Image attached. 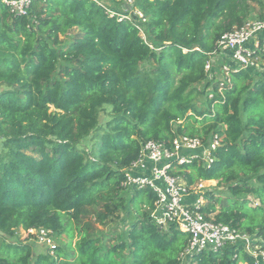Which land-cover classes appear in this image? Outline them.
Here are the masks:
<instances>
[{"label": "trees", "instance_id": "1", "mask_svg": "<svg viewBox=\"0 0 264 264\" xmlns=\"http://www.w3.org/2000/svg\"><path fill=\"white\" fill-rule=\"evenodd\" d=\"M109 3L129 19L90 0H34L26 15L0 2V264H183L188 236L173 225L159 228L150 214L157 196L148 186L134 190L129 203L138 216L118 243L85 229L74 247L54 246L50 255L8 238L39 227L72 238V223L87 207L99 206L103 218L116 215L125 204V171L142 145L171 150L177 135L204 143L220 136L211 163H172L168 173L188 187L225 186L223 198L206 193L209 204L199 211L264 239V76L227 69L211 80L205 70L221 36L243 25L250 3L264 10V0ZM203 93L200 106L195 96ZM105 107L111 118L101 130ZM188 264L253 260L227 245L194 254Z\"/></svg>", "mask_w": 264, "mask_h": 264}, {"label": "built area", "instance_id": "2", "mask_svg": "<svg viewBox=\"0 0 264 264\" xmlns=\"http://www.w3.org/2000/svg\"><path fill=\"white\" fill-rule=\"evenodd\" d=\"M34 0H0L11 13L26 15ZM105 8L106 12L120 18L126 14L118 13L107 7L109 0H90ZM130 2V1H128ZM108 8V9H107ZM135 17L143 20L140 12H133ZM226 55L236 70H248L252 73L264 71V16L256 21H245L239 28L223 34L217 43V53L209 60L205 70L209 76L213 72V62ZM229 69L225 67V71ZM211 96V95H210ZM220 143V136L212 134L207 142L197 137L177 135L172 141L171 150L162 144L149 141L142 145L141 155L137 162L125 171L121 183L123 190H136L149 187L156 193L157 199L150 211L155 223L162 230L173 225L188 236V243L182 258L188 264L190 258L200 252L218 251L227 245L238 246L253 260V264H264V239L246 235L229 226L216 223L199 211L203 205L182 179L171 176L168 170L172 163L183 165L193 159L201 160L204 165L212 162L211 154ZM150 163L145 172L143 162ZM196 197V198H195ZM29 236L54 248L52 232L46 228H34L26 231Z\"/></svg>", "mask_w": 264, "mask_h": 264}, {"label": "rangeland", "instance_id": "3", "mask_svg": "<svg viewBox=\"0 0 264 264\" xmlns=\"http://www.w3.org/2000/svg\"><path fill=\"white\" fill-rule=\"evenodd\" d=\"M104 3H109L108 1H104ZM130 5V2H127L126 6ZM110 6V3L107 4V7ZM113 6V5H112ZM251 6V12L249 15V18L246 21H256L257 19H260L264 16V10L260 8V5L257 3H250ZM123 7V6H122ZM262 14V15H261ZM139 21V19L137 20ZM78 33V30L71 31L66 37H60L63 38H70L73 35H76ZM230 64L231 66H229ZM229 66V69H232L234 67L232 62L227 61V56L220 55V59H215L213 62V72L211 73V76H209V79L212 80L214 77L215 80H221L224 78L225 73V67ZM264 76V71L257 75V77ZM204 87V84H199L198 89L202 90ZM208 92V91H207ZM207 93H203L202 95H196L195 96V103L202 106V102L205 100V95ZM206 107V105H204ZM204 109V108H203ZM111 118V114L109 113V108L105 107L103 110L99 113V124L101 126V130H107L106 128V122L109 121ZM99 134V132H97ZM96 133V134H97ZM95 134L88 139L86 144L84 145L85 149H87L88 145H93L95 143L94 141ZM4 141V137L0 134V153H2V142ZM193 190V193L197 196V199L200 200V202L203 204V206L209 204V199L206 198L205 194H213L215 197H221L223 198L226 195V188L223 185L217 184L216 181H207V182H199L194 187L190 188ZM121 196L125 199V204L119 208L116 215H109L106 216V218H103L102 216H99V214L102 211V209L97 207H87L84 209L83 219L77 224H73V237L69 238L65 233H62V230L59 231V233H53L52 232V242L54 246H60L63 248V250L66 252L68 250V244H71V247H74V244L78 241V233L81 234L83 230L87 229V232L89 235H92L94 237H98L103 239L105 242H107V239H110L109 243H118L121 239H126V231L128 230L131 222L138 216V212L136 209H133L131 204L129 203V200L131 196L134 194V190L128 189L123 190L120 192ZM196 198V197H195ZM251 200V199H250ZM140 210L142 209L141 207ZM216 208H219V205L216 206ZM67 223H65L66 225ZM10 240H14L17 242L22 243H29L31 246V252L33 254H53V248L49 247L47 244H44L37 240L36 238H32L28 235V233L22 229H17L15 233L8 237ZM8 239V240H9ZM107 240V241H106ZM104 242V243H105ZM107 245V244H106ZM127 254V251L123 252V255L125 256ZM185 264V263H183Z\"/></svg>", "mask_w": 264, "mask_h": 264}, {"label": "crops", "instance_id": "4", "mask_svg": "<svg viewBox=\"0 0 264 264\" xmlns=\"http://www.w3.org/2000/svg\"><path fill=\"white\" fill-rule=\"evenodd\" d=\"M229 66H231L230 64H228ZM227 65V68L229 67ZM143 164L145 165V167H146V169H145V172H148V169H150V163L147 161V160H145L144 162H143Z\"/></svg>", "mask_w": 264, "mask_h": 264}, {"label": "water", "instance_id": "5", "mask_svg": "<svg viewBox=\"0 0 264 264\" xmlns=\"http://www.w3.org/2000/svg\"><path fill=\"white\" fill-rule=\"evenodd\" d=\"M0 235H2V233L0 232Z\"/></svg>", "mask_w": 264, "mask_h": 264}]
</instances>
